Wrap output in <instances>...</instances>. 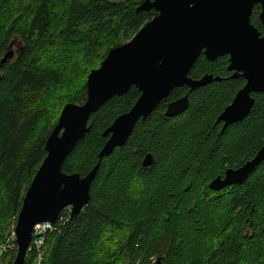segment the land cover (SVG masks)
<instances>
[{
  "label": "trees",
  "instance_id": "16d2710c",
  "mask_svg": "<svg viewBox=\"0 0 264 264\" xmlns=\"http://www.w3.org/2000/svg\"><path fill=\"white\" fill-rule=\"evenodd\" d=\"M141 1L0 0V58L21 43L0 66L1 234L15 224L63 106L83 103L89 72L154 16L152 9L136 11ZM258 12L254 6L250 21L261 28ZM228 63L226 55H200L188 76L212 80L192 91L171 90L101 159L103 132L139 91L131 87L90 114L89 131L62 165L84 176L99 162L90 198L76 216L61 210L41 245V264H152L158 256L165 264H264V161L241 182L209 188L264 144L263 94H252L250 112L222 130L219 115L244 82ZM62 85L59 107L49 112L41 101H56ZM185 95L187 108L166 115V104ZM147 153L153 161L144 166ZM36 254L28 250L24 264Z\"/></svg>",
  "mask_w": 264,
  "mask_h": 264
},
{
  "label": "water",
  "instance_id": "95a60500",
  "mask_svg": "<svg viewBox=\"0 0 264 264\" xmlns=\"http://www.w3.org/2000/svg\"><path fill=\"white\" fill-rule=\"evenodd\" d=\"M259 5L258 20L264 26V0H142L136 11L154 10V16L143 24L132 38L112 47L99 66L87 75L86 99L68 102L60 111L56 124L45 141L46 155L36 170L22 200L13 235L16 255L13 264H24L32 232L37 224L54 223L66 207L76 216L89 201L90 185L99 162L84 176L65 173L62 165L89 131L88 118L105 102L126 93L131 87L139 96L131 108L117 116L105 129L99 159L123 145L137 121L151 111L176 87L186 85L190 91L212 80L203 75L195 80L189 70L200 55L208 60L228 56V70L240 75L245 84L219 115L222 130L241 121L253 105L252 93L264 95V30L251 23L253 7ZM14 55L8 48L0 66ZM188 95L168 102L165 114L175 116L188 106ZM153 155L147 153L142 165H150ZM264 161V144L255 155L236 168H226L224 176L215 177L213 190L243 181ZM152 264H165L158 256Z\"/></svg>",
  "mask_w": 264,
  "mask_h": 264
},
{
  "label": "rangeland",
  "instance_id": "374dc122",
  "mask_svg": "<svg viewBox=\"0 0 264 264\" xmlns=\"http://www.w3.org/2000/svg\"><path fill=\"white\" fill-rule=\"evenodd\" d=\"M127 1H129V0H127ZM131 1H134V0H131ZM133 35L134 34H132L131 36H129V38L127 40H125L124 42L130 40ZM20 47H21V43H19V42L18 43L15 42L13 44V46L11 47V49L14 51V55L12 57H14L17 54V52L20 50ZM68 74H69V72H68V69H67L66 70V73L64 75L65 76L64 77L65 78V81H67V79L68 80L70 79L68 77L69 76ZM63 88H64V86L62 85V86H58V88L55 89L54 93H57V94L59 93L57 96H56V94L53 96V98H57L58 97V99L56 101H55V99H53L52 101H50L47 98L45 99V102H44V100L41 101L48 108V111L49 112H51L52 110H55V108H58L59 107V106H57V103L59 101H61V96H62L61 91H62ZM57 91H59V92H57ZM45 92L46 91H43V93H45ZM43 93H41V94H43ZM51 94H50V96H51ZM55 102H57V103H55ZM42 113H43V115H42V118L41 119H44V124H49V122L51 120L48 119V118H45V116H44L45 113H46V110H45V112H44V110H42ZM34 138H37V136H35ZM13 227L14 226H12V224L11 225H8L3 230L2 234L0 233V264H13V260H14L15 255H16V243H15V238H14V235H13ZM10 250H11V252H10ZM36 252H37V254L32 259L31 264H41V258H42V252H43V250L40 247L38 250H36ZM14 253H15V255H14ZM13 255H14V257H13Z\"/></svg>",
  "mask_w": 264,
  "mask_h": 264
},
{
  "label": "built area",
  "instance_id": "2783aa9c",
  "mask_svg": "<svg viewBox=\"0 0 264 264\" xmlns=\"http://www.w3.org/2000/svg\"><path fill=\"white\" fill-rule=\"evenodd\" d=\"M64 209H67L70 212L69 207H66ZM53 225L54 223H49V222L37 224L33 229L32 239L28 246V250H31L32 248H34L35 250H38L43 244L45 235L47 234V232H51L54 229Z\"/></svg>",
  "mask_w": 264,
  "mask_h": 264
},
{
  "label": "flooded vegetation",
  "instance_id": "af4514ba",
  "mask_svg": "<svg viewBox=\"0 0 264 264\" xmlns=\"http://www.w3.org/2000/svg\"><path fill=\"white\" fill-rule=\"evenodd\" d=\"M255 6H258V7H259V5H258V4H257V5H255ZM253 8H254V7H253ZM259 9H260V7H259ZM258 13H259V12H258ZM260 27H261V28H257V30H258L259 32H261V33H262V32H263V30H264V26H263V25H261V23H260ZM230 71L232 72V75L234 76V74H235V71H233V70H230ZM236 76H240V77L243 79V81H244V82H243V85H244V84H245V79H244V78H243V77L240 75V73H238V75H236ZM236 76H235V77H236ZM243 85H242V86H243ZM242 86H241V87H242ZM239 89H240V88H239ZM239 89H238V90H239ZM238 90H237V91H238ZM236 93H237V92H236ZM236 93H235V94H236ZM252 94H256V93H252ZM252 94H251V95H252ZM259 94H261V93H259ZM234 96H235V95H234ZM232 99H233V98H232ZM230 102H231V101H230ZM229 104H230V103H229ZM166 105H167V104H166ZM222 111H223V110H222ZM221 123H223V121H222ZM228 126H229V125H228Z\"/></svg>",
  "mask_w": 264,
  "mask_h": 264
}]
</instances>
